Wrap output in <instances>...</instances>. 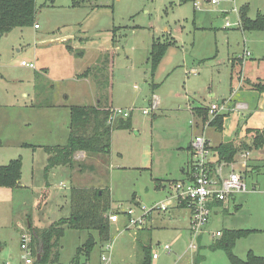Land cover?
<instances>
[{
    "label": "rangeland",
    "instance_id": "1",
    "mask_svg": "<svg viewBox=\"0 0 264 264\" xmlns=\"http://www.w3.org/2000/svg\"><path fill=\"white\" fill-rule=\"evenodd\" d=\"M210 1L35 0L34 24L39 29L15 28L0 35V165L18 157L22 160V186L0 187V264L22 261L20 240L30 232L29 225L43 229L69 216L73 187H108L112 212L119 214L120 221L124 212L133 209L132 196L145 209L162 202L169 191V183L162 181L172 180L167 174L178 167L176 153L181 150L177 147L184 136H190L189 109L218 104L225 87L222 97L227 96L229 79L236 81L241 69L238 62L232 69L231 58L244 49L248 54L255 50V58L263 60L259 69V60L252 57L243 71L247 78L257 75L264 80V57L257 54L264 52V43L256 38L245 42V35L250 39L256 32L245 34L237 24L240 5L246 3L247 15L254 19L258 11L264 14V0H218L215 5ZM153 39L173 44L151 74L147 58ZM87 69L91 71L80 77L78 86L70 77L75 79ZM91 90L99 93L100 106L132 109L129 129L112 133L104 165L97 166L87 157L76 162L79 166L58 167L44 177L42 165L48 155L42 147L64 145L68 108L93 106ZM154 99L158 109L152 111ZM146 109L149 114L143 115ZM260 168L259 175L243 174L247 191L235 195L237 206L230 204L229 213L214 221L223 235L230 230H257L232 246V253L242 261L249 251L264 256V163ZM157 179L164 183L163 189H156ZM46 183L47 204L37 210ZM167 217L168 213L160 219L167 221ZM159 220L139 240L151 239V255L157 253L159 258L151 264H193L196 254L198 264H232L222 249H210L221 237L212 241L203 236L200 249L191 253L189 233L183 228L186 221L173 227ZM116 227H110L111 248L105 250L97 239L85 264H102V256L110 257L109 264H139L141 253L134 243L138 230L117 233ZM89 234L97 238L95 231L66 229L59 264H69ZM158 242L168 245L171 253L157 249Z\"/></svg>",
    "mask_w": 264,
    "mask_h": 264
},
{
    "label": "trees",
    "instance_id": "2",
    "mask_svg": "<svg viewBox=\"0 0 264 264\" xmlns=\"http://www.w3.org/2000/svg\"><path fill=\"white\" fill-rule=\"evenodd\" d=\"M35 0H0V35L7 34L15 28L30 27L34 24ZM78 4V3H77ZM240 30L244 32L264 31V14L258 12L254 19L248 17V7L242 6L238 9ZM173 41H160L153 39L150 46L147 62L150 72L153 74L156 66L163 57L168 46ZM116 46V45H115ZM87 69L82 75L89 74ZM258 93L264 92V80L251 85ZM112 107L110 105L100 106H70L68 135L64 145L44 146L42 149L48 155L43 175L46 177L52 170L58 167L73 168L76 162L74 154L84 152L87 156L108 155L111 147V135L116 130H126L130 127V117L117 118L113 123H108ZM196 119L204 125L208 120V109L197 108L192 110ZM224 115H216L208 123L216 130H222ZM246 139L240 142H229L218 145L215 149L217 161L231 163L236 155L243 151H257L264 147V127L262 129L247 130ZM33 147V146H31ZM22 160L16 158L10 160L6 165H0V187L14 188L19 185L21 178ZM157 181V180H155ZM48 185L42 190L35 208L39 210L49 197ZM69 216L53 221L47 228L34 229L29 225L28 233L30 240L28 247L34 256V264H59L60 240L66 229L95 231L97 238L89 234L83 244L76 248L73 258L69 264H85L96 240L105 245L110 242L109 215L112 210V202L107 189H95L85 187H73L69 191ZM251 230L228 231L221 237V242L210 246L211 250L222 249L232 264H264V256H256L251 251L246 254L244 261L238 259L232 253V246L237 239L245 237ZM141 253L139 264H151L150 242H137ZM200 240L198 249H200ZM199 256L195 255V264H198Z\"/></svg>",
    "mask_w": 264,
    "mask_h": 264
},
{
    "label": "crops",
    "instance_id": "3",
    "mask_svg": "<svg viewBox=\"0 0 264 264\" xmlns=\"http://www.w3.org/2000/svg\"><path fill=\"white\" fill-rule=\"evenodd\" d=\"M244 4H246V3H243L240 6H244ZM38 29H35V30H38ZM224 29H225V31L227 30L226 28H224ZM255 32H256V33H254L255 35H260V36H255L254 34H252L250 39H249L245 35V42H249V41L253 42V40L256 38V39H260L258 41L259 44L264 43V41H261V40H264V39H262V37L264 38V36H261L262 34H264V31H255ZM259 32H261L262 34ZM244 33L245 34H251V33H247V32H244ZM244 52H248V51H246L244 49L241 54H238L237 56L231 58L232 60L230 61L232 69H233V66L235 65V62H238V64L241 66L239 74L238 75L236 74L237 80L235 81L232 77L229 79V82H228L229 89H228V94L226 97H222L227 92L226 87H225L224 93H221V91L219 93L220 98L218 100L219 101L218 105H221L223 108H222V110L218 111V114L224 115V118L222 121V130L218 131V130H216V128L214 126L199 125L200 123L197 119H196V121H193V119H195L194 116H196V114L193 115V113H192V110L197 109V108H194L192 110L189 109L191 111V117H192L191 120L193 122V126L192 125L190 126V136H187V137L184 136L181 139L182 145L180 144V146L177 147L178 149L181 150V151H178L176 153L177 159H176L175 163L177 162L176 166H178V167L175 168V171H173L172 173L167 174V175L171 176L170 179H172V180L162 181L164 183L165 182L169 183L168 184V190L169 191H168L167 195L165 193L166 196L164 198H167V196L171 193V191H172L171 187H172L173 183L178 182V181H183L186 178L187 173H189L188 170H189V165H190V160H191L189 145H190L192 138L196 134H200V133L203 134L204 137L209 142L212 150L214 151V149L220 144L229 143V142H240V141L245 140L246 135H247L246 134L247 130L262 129L264 127V92L258 93L257 91L253 90L251 87L252 84H256L257 82L262 81V80L260 79V77H257V75H254V76L247 78L245 76L244 71H243L244 67L247 65L246 63L249 60H251L252 57H254V59H256L255 58L256 51L255 50L249 51L248 56H246V53H244ZM257 54H259L258 57H264V52L258 51ZM256 60H259V59H256ZM262 61L263 60L260 59L259 62L256 63L257 70L259 69V67L261 65L260 62H262ZM78 76H79L78 74L75 75V79H73V76L70 77L72 80L76 81L77 85L79 82H81V79ZM24 96H26V95L24 94ZM212 96L213 95H209L210 98H212ZM99 97H100V95L97 91L91 90V99H92L93 105H95L96 103H100ZM64 98H68V93L64 94ZM211 105L205 106V107H198V108H205V109L207 108L208 109ZM110 107H112V105H110ZM156 109H158V107ZM156 109H154V111ZM130 118H131V116H130ZM116 131H120V130H116ZM111 140H112V136H111ZM54 144L58 145V143H54ZM55 145H52V146H55ZM23 146L31 147L32 145H30L29 143H23ZM239 154L236 155L234 161H236V160L240 161ZM87 157L92 158V160H94L95 164L97 166L98 165L100 166V165L105 164L106 160L109 158V154L108 155L87 156L84 152H77L74 154L73 159L75 162H78V160L79 161L82 160V162H84L87 159ZM47 158H46V160H47ZM263 163H264V147L260 150L249 152V156L247 159V169H245L243 171L245 174V177H246V175H259L262 171L260 168V165H262ZM45 165H46V162L42 165V167H43L42 171H43ZM143 170H145V169H143ZM226 170H228V169H226ZM245 171H246V173H245ZM239 172L241 173V170H239ZM21 179H22V173H21V178L19 181V185L22 186ZM162 182H160V179H157L156 189H158V190L163 189L164 183H162ZM45 185H48V183H46ZM91 188L107 189L109 191V194L111 197V190L106 186L94 185V187H91ZM263 193H264V191H263ZM238 194H240V193H238ZM235 195H237V194H233V195L229 196V198L224 202H218V203L211 204V206H210V208H211L210 219H209V222L205 228L204 234L201 236V239L205 235H209V238L212 241L222 237V229H220V230H218L217 228L215 229L214 221L219 215L223 216V215H227L229 213L230 204H233V206H235V207L237 206V205H234L235 201H236ZM131 199H132V205L139 206V204H141L140 201H138L136 199V197L132 196ZM157 202H161V201L159 200ZM152 203H154V202H152ZM46 204L47 203L45 202V204L43 206H46ZM169 209L170 210L168 212H166L169 214V217H167V219H168L167 221L160 219V217L165 215L166 213L152 214L146 218L145 224L141 229H139L137 232L133 231L134 232V241H135L134 243H136V245H137V242H140L139 240H141V236L144 233H149L152 229V226H154V223H156V221H158L159 219H160L159 221L165 222L167 225H170L173 227L180 225L182 220H185L186 226L183 228L186 232L189 233V223H190V212H189V210H187L186 208H183L181 206H177V205H173ZM111 212H112V210H111ZM183 212H184V214H183ZM112 213H114V214L109 215L110 227L111 226H114V227L117 226L115 229L117 233L118 232L121 233L124 231L131 230V229L127 228V226L125 224L127 221L126 216H124L122 214L124 219H123V221H120L117 217V215H119V214L116 212H112ZM54 217H56V213H55ZM54 217H53V219H54ZM64 218H66V217H64ZM58 219H61V218H58ZM148 224H151L150 227ZM217 231L221 232V235L219 237H214L213 234H215V232H217ZM251 231H257V230H251ZM148 239H149V236H148ZM189 239H190V235H189ZM201 239H200V243H201ZM150 241H151V239L148 240V242H150ZM217 242L218 241H216V243ZM216 243H213V244H216ZM188 244H189V242H188ZM188 244H187V247H188ZM198 244H199V242H198ZM213 244H211V245H213ZM108 246L110 249L111 248V242L108 245L104 246L105 250H107L106 247H108ZM156 246H157L156 247L157 249L162 250L161 248L163 245H161L159 242L156 244ZM197 249H198V247H197ZM0 252H1V248H0ZM196 252H197V250H196ZM108 259L110 261V257H108ZM158 259H156V260L151 259V260L157 261ZM100 261H101V258H100ZM14 264H21V261L15 262ZM174 264H176V263H174ZM193 264H195V255L193 256Z\"/></svg>",
    "mask_w": 264,
    "mask_h": 264
},
{
    "label": "built area",
    "instance_id": "4",
    "mask_svg": "<svg viewBox=\"0 0 264 264\" xmlns=\"http://www.w3.org/2000/svg\"><path fill=\"white\" fill-rule=\"evenodd\" d=\"M218 0H211L210 4L215 5ZM235 12H237L235 10ZM239 24V21H237ZM228 26V23H226ZM34 29H38V26L33 25ZM249 54L246 53V56ZM21 66L35 69L33 64H27L21 62ZM154 104L149 107L153 110L157 106L156 99L153 100ZM222 106L218 104H212L208 108V120L205 126L218 115V111L222 110ZM149 109L143 110L141 113L147 115ZM132 109H112L108 116L107 122L113 123L117 118H128ZM193 126V122H190ZM190 148V165L189 173L183 181L173 183L171 193L162 202L151 206L148 209L141 208L139 206L128 209L123 214L126 216V226L134 230L141 229L146 221V218L152 214L166 213L173 205L186 208L190 212L189 223V244L188 251L191 253L197 250L198 242L201 236L205 232V228L209 222L211 215V204L224 202L229 196L238 193L246 192V186L244 183L243 171L247 169V159L249 156L248 151H243L239 154L240 161H233L227 163L224 161H217L215 152L212 150L209 142L203 134H196L189 145ZM228 169V170H226ZM241 170V173L239 172ZM111 215V214H110ZM220 232H215L214 237H219ZM30 237L29 235H22L20 240V248L24 252L21 258V264H34L35 258L31 254L28 247ZM109 250V246L106 247ZM166 254L171 252L168 245H163L161 248ZM153 260L158 259V254L153 253ZM102 264H109L108 257H101ZM1 264H10L9 262Z\"/></svg>",
    "mask_w": 264,
    "mask_h": 264
}]
</instances>
